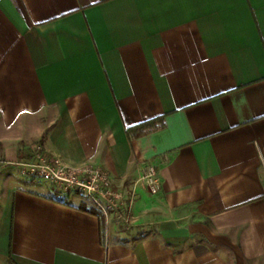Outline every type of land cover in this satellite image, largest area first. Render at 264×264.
Instances as JSON below:
<instances>
[{
	"label": "crops",
	"instance_id": "crops-1",
	"mask_svg": "<svg viewBox=\"0 0 264 264\" xmlns=\"http://www.w3.org/2000/svg\"><path fill=\"white\" fill-rule=\"evenodd\" d=\"M0 142V264H264V0H0ZM39 143L130 227L22 174Z\"/></svg>",
	"mask_w": 264,
	"mask_h": 264
},
{
	"label": "built area",
	"instance_id": "built-area-1",
	"mask_svg": "<svg viewBox=\"0 0 264 264\" xmlns=\"http://www.w3.org/2000/svg\"><path fill=\"white\" fill-rule=\"evenodd\" d=\"M41 151L42 147L35 145L28 159L16 162L22 174L41 177L63 193L79 192L85 195L92 206L99 209L104 216L107 217L109 212H113L120 221L128 225L124 195L112 189L108 173L102 167L70 166L58 159L45 156ZM141 180L151 195L157 193L161 187L157 168L152 164L145 166Z\"/></svg>",
	"mask_w": 264,
	"mask_h": 264
},
{
	"label": "trees",
	"instance_id": "trees-1",
	"mask_svg": "<svg viewBox=\"0 0 264 264\" xmlns=\"http://www.w3.org/2000/svg\"><path fill=\"white\" fill-rule=\"evenodd\" d=\"M163 125H164V122L162 120V117H157V118L150 119L147 121H143V122L138 123L136 125L127 127L126 128V135H127L128 139H133L135 137H138V136H141V135L146 134L148 132L159 129ZM38 145L41 146L40 143ZM1 149H2V143L0 142V150ZM41 153L48 157V155L43 150L41 151ZM69 192L70 191L65 192V193L67 194ZM79 209L83 212L95 215L96 217H98L101 224L103 223L104 215L99 209H97L93 206H89L88 208H86L85 206H81ZM3 264H15V262L12 260V258L9 257Z\"/></svg>",
	"mask_w": 264,
	"mask_h": 264
},
{
	"label": "rangeland",
	"instance_id": "rangeland-1",
	"mask_svg": "<svg viewBox=\"0 0 264 264\" xmlns=\"http://www.w3.org/2000/svg\"><path fill=\"white\" fill-rule=\"evenodd\" d=\"M1 157H2V153H1V150H0V159H1ZM142 181V180H141ZM142 183H143V181H142ZM143 185H144V183H143ZM112 187H113V185H112ZM57 188V187H56ZM144 188H145V186H144ZM58 189V188H57ZM114 191H119V190H117V189H115L114 187L112 188ZM146 189V188H145ZM122 193V192H121ZM123 194V193H122ZM125 199V198H124ZM126 200V199H125ZM127 211V210H126ZM126 215H127V213H126ZM128 216V215H127ZM129 225H131V222H130V219L128 218V225H127V227H130Z\"/></svg>",
	"mask_w": 264,
	"mask_h": 264
}]
</instances>
